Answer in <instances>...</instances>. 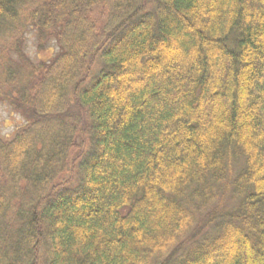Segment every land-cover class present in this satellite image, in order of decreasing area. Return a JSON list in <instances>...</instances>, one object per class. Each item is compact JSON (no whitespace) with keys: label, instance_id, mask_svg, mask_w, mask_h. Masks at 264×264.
I'll return each mask as SVG.
<instances>
[{"label":"trees","instance_id":"1","mask_svg":"<svg viewBox=\"0 0 264 264\" xmlns=\"http://www.w3.org/2000/svg\"><path fill=\"white\" fill-rule=\"evenodd\" d=\"M0 89V264H264V0H0Z\"/></svg>","mask_w":264,"mask_h":264},{"label":"rangeland","instance_id":"2","mask_svg":"<svg viewBox=\"0 0 264 264\" xmlns=\"http://www.w3.org/2000/svg\"><path fill=\"white\" fill-rule=\"evenodd\" d=\"M36 39V33L31 29H28L26 34L23 35L22 49L26 54L25 56L31 61L36 62L39 61L40 58L48 59L56 52V49L52 48L47 50L46 46L44 51H38ZM48 44L52 46L53 42L50 41ZM23 125L24 120L17 113L12 111L11 107H9L5 101L0 100V139L9 140Z\"/></svg>","mask_w":264,"mask_h":264}]
</instances>
